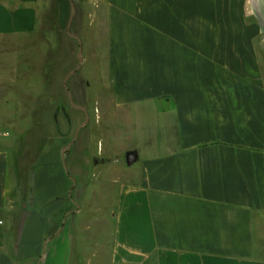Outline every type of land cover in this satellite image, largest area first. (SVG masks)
Here are the masks:
<instances>
[{
  "label": "crops",
  "instance_id": "obj_1",
  "mask_svg": "<svg viewBox=\"0 0 264 264\" xmlns=\"http://www.w3.org/2000/svg\"><path fill=\"white\" fill-rule=\"evenodd\" d=\"M30 39L35 105L0 82L35 129L0 134V264H264V0H0V41Z\"/></svg>",
  "mask_w": 264,
  "mask_h": 264
},
{
  "label": "rangeland",
  "instance_id": "obj_2",
  "mask_svg": "<svg viewBox=\"0 0 264 264\" xmlns=\"http://www.w3.org/2000/svg\"><path fill=\"white\" fill-rule=\"evenodd\" d=\"M92 38V37H91ZM89 40V38H86V41ZM20 40L16 41H10L9 43L1 42L0 41V65H7L11 69H0V82L5 80H11L13 79L12 76L19 75V78L22 80H27L28 83H30V86L28 90H23L21 88V95L24 97L23 100H21V108L30 109L33 105L36 103L37 98V91L35 89H38V83H40L41 78L39 75L36 74L35 68H31L30 65L36 64L42 59H46L47 57H50L49 52L44 51L43 46L34 44L33 40H23L19 42ZM85 41V37L83 39ZM93 44V42L91 43ZM102 44V43H101ZM35 45V46H34ZM40 48V49H39ZM60 49L61 53L64 55V62L65 65H69L72 62H75L78 64L80 68V72L84 76V80L89 82V88L87 90V101L86 103L89 104V112H98L99 109L101 112H105L102 110L101 106L98 107L99 103L101 102L98 100V97L100 96V93L103 91V84H101V79L103 77L102 70H98L97 75L93 73V63L91 58L89 59V52H91V48L88 45H81L77 52L71 53L68 51V48L66 49L64 47H61ZM91 56V54H90ZM92 64V65H91ZM15 65V66H14ZM9 71V75L4 74V71ZM98 77V78H97ZM19 79V80H20ZM100 81V82H99ZM0 95L1 96H7L10 95L8 92L3 91V88H0ZM0 96V134L8 133L9 137L8 140L13 142L18 141L19 139V133L24 129L29 131V135H35V129L32 126V118H31V112H12L13 109V103H6L4 98H1ZM47 103L49 105L55 106L57 101L48 100ZM66 102L59 103V108L57 111H60L62 107L65 105ZM77 103L81 102H75V106H78ZM98 109V110H97ZM45 113V112H43ZM47 132V131H46ZM47 134V133H46ZM45 135V134H44ZM46 137V136H44ZM92 199L85 195L83 198L84 205L86 204L87 208L83 212V214L80 216L82 217V220L90 219L91 214L93 213L92 210H89V205L92 202ZM105 203H108L107 200ZM107 205V204H104ZM92 219V218H91Z\"/></svg>",
  "mask_w": 264,
  "mask_h": 264
},
{
  "label": "water",
  "instance_id": "obj_3",
  "mask_svg": "<svg viewBox=\"0 0 264 264\" xmlns=\"http://www.w3.org/2000/svg\"><path fill=\"white\" fill-rule=\"evenodd\" d=\"M136 160V154L133 152H129L125 155V163L127 165H131L135 162Z\"/></svg>",
  "mask_w": 264,
  "mask_h": 264
}]
</instances>
